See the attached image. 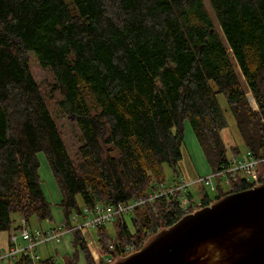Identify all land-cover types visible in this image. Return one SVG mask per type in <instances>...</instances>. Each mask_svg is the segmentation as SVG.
Here are the masks:
<instances>
[{
  "label": "trees",
  "instance_id": "obj_1",
  "mask_svg": "<svg viewBox=\"0 0 264 264\" xmlns=\"http://www.w3.org/2000/svg\"><path fill=\"white\" fill-rule=\"evenodd\" d=\"M207 2L222 35L205 0H0V231L13 233V214L27 223L52 218L40 185V153L61 190L66 220L81 211L78 198L84 206L119 205L165 183L164 166L180 177L186 120L213 172L222 169L230 158L219 95L247 150L264 156V0ZM24 53L52 72L57 106L76 120L81 145L74 158L48 106L55 90L48 96ZM257 176L264 184V165ZM252 187L240 175L229 176V188L218 184L214 199L205 188L197 205L192 192L189 199L199 209ZM179 204L161 198L138 208L131 214L133 232L118 219L114 239L100 228L101 254L116 256L128 244L141 248L186 215ZM74 233L75 247L96 264L81 233ZM77 261L75 255L63 264ZM38 263L61 264L53 257ZM8 264L33 261L21 254Z\"/></svg>",
  "mask_w": 264,
  "mask_h": 264
},
{
  "label": "water",
  "instance_id": "obj_2",
  "mask_svg": "<svg viewBox=\"0 0 264 264\" xmlns=\"http://www.w3.org/2000/svg\"><path fill=\"white\" fill-rule=\"evenodd\" d=\"M113 264H264V184L186 214Z\"/></svg>",
  "mask_w": 264,
  "mask_h": 264
},
{
  "label": "rangeland",
  "instance_id": "obj_3",
  "mask_svg": "<svg viewBox=\"0 0 264 264\" xmlns=\"http://www.w3.org/2000/svg\"><path fill=\"white\" fill-rule=\"evenodd\" d=\"M206 8L209 9L212 17V21L215 23V28L218 31L220 35H222L220 32V26L214 17L213 13L211 12L207 0H205ZM24 59H26L28 63V68H30L34 79L40 82L43 86L46 87L47 89V94L48 96L50 95L49 91L55 90L53 93V98H49L50 106L51 108V113L52 116L55 119L60 132L63 133V137L65 140V144L67 145L69 152L71 156L73 157L80 147V133L77 130V123L76 120L71 118L68 115H65L64 112L60 111V107L57 106V100L60 99V93L59 90L57 89V85L54 79V76L52 72L49 69L39 67L38 61L34 58L33 55H30L29 53H24ZM233 61V64L235 65L236 72L238 75H240L241 81L244 83V78L241 75V72H239V67L236 65L235 60L233 59V56L231 55V58ZM252 95L248 98H253L254 95L251 93L250 90H247L246 95ZM219 102L221 104V107L223 109L222 112H224L225 117L228 121V127L224 129L221 132V138L223 139L224 143L227 146V155L229 158H231L234 155V152L232 151L234 148H237L236 150L239 151V156H244L248 152L246 142L243 138V135L240 133L238 126L236 125V119L233 116V113L230 112L231 110L229 109V105L227 103V100L225 99L224 95H219L218 97ZM253 100V99H252ZM255 101V98H254ZM249 104V102H248ZM250 105V104H249ZM252 107V104H251ZM256 107V106H254ZM258 110V107H257ZM184 134L185 137L183 138L184 143L182 147V152L183 153V159L181 160L180 164L178 165V176H181L182 179H185L187 181H192L195 179H198L199 177L204 178V177H209L212 175L214 168L209 164V161L207 159V156L205 154V150L202 147L201 143L199 142L198 139H196V135L190 125V123L186 120L184 122ZM74 158V157H73ZM39 162H40V169H39V176H40V185L42 186L43 192L45 194V198H47L48 202L51 205V210L52 211V218L47 219L44 221H39L36 217H32L30 221L28 222V226L32 230H48V229H60L61 232H65L63 229L66 225H69V219L66 220V217L64 215V212L60 206V203L62 201V194L61 190L56 184V180L54 178V175L51 171L50 165L48 163V160L45 156L44 153H40L38 155ZM165 167V174L166 177L170 180L175 178V173L170 167L164 166ZM176 175V176H177ZM217 182V180H215ZM204 188L196 186L191 189V192L193 193L195 197V202L196 205L199 203L204 195L203 190ZM226 190V189H225ZM211 199H214L217 195V193H214L210 191L209 189L205 188V190ZM227 191V190H226ZM78 203L80 206V209L84 207L83 201L81 198H78ZM77 213V211L72 213L71 216H74ZM132 215H126L124 221H126L128 227L130 230L133 232V225H132ZM12 219L14 220L15 224H12V230L11 233L18 234V231H15L17 226L21 223L22 218L18 214H13ZM118 220V219H117ZM117 220H115L112 224L107 226L108 230V235L114 239L116 236V223ZM62 233V238L60 241H55L49 244H43L42 247H38L35 249L36 253H38L39 257L43 259H48L50 258V255H53L52 257L55 258L57 263H65L68 258L73 257L77 255L78 257V264H88L86 261V257L84 255V252L79 249L80 247L76 248L74 244L75 240V233L74 232H65L64 234ZM96 231L92 230L91 235L92 238L95 240L97 243V235ZM10 233L9 232H3L0 231V249H6L9 246V238ZM19 244L22 245V239H19ZM48 246V247H46ZM48 248V250H46ZM0 264H8V262H2L0 261Z\"/></svg>",
  "mask_w": 264,
  "mask_h": 264
},
{
  "label": "built area",
  "instance_id": "obj_4",
  "mask_svg": "<svg viewBox=\"0 0 264 264\" xmlns=\"http://www.w3.org/2000/svg\"><path fill=\"white\" fill-rule=\"evenodd\" d=\"M250 96L252 95H246L245 98H247L250 105L252 104L253 110L255 111L257 110L256 100L254 101V98H252L253 100L248 98ZM262 165H264V156L257 158L248 151L243 157H231L222 169L216 170L209 177H199L192 181L182 179L181 176L170 180L166 179L165 183L155 184L145 198H137L119 205L103 202L94 206H84L80 212H77L74 216H70L69 225H66L63 230L65 232L78 231L81 233L96 264H113L115 259L131 254L134 255L140 248L135 244H128L123 246L122 252H118L116 256L102 255L100 244L98 242L96 243L92 238V230L97 232V230L109 226L115 220L125 219L126 215L133 214L138 208L153 203L156 200L158 201L161 198H176L179 200V205L186 214L193 213L197 210L196 206L189 199V194L193 187L199 186L207 188L215 193L218 192V184L228 189L229 176L235 177L236 175L248 179L255 186L260 184L257 175ZM27 224V221L22 219L19 224L21 226L20 231H18L19 235L14 233L8 237L10 247L8 250L0 252V261L9 262L18 255L24 254L31 258L33 264H39L38 262L41 258L35 252V249L40 246L42 247L43 244L60 241L62 238L61 235L63 232L61 231L55 229L31 230ZM19 239L25 242V246L21 247L18 245ZM114 246L113 242H111L108 247L110 250H115Z\"/></svg>",
  "mask_w": 264,
  "mask_h": 264
},
{
  "label": "crops",
  "instance_id": "obj_5",
  "mask_svg": "<svg viewBox=\"0 0 264 264\" xmlns=\"http://www.w3.org/2000/svg\"><path fill=\"white\" fill-rule=\"evenodd\" d=\"M22 242H23V241H22ZM18 245H19V246H21V247H23V246H25V242H23V244H22V245H20V244L18 243ZM9 247H10V246H8L6 249H3V250H2V249H0V252H1V251L3 252V251H5V250H8V249H9ZM46 247H48V246H46ZM46 250H48V248H47ZM37 254H38V253H37ZM52 256H53V255H50V257H52Z\"/></svg>",
  "mask_w": 264,
  "mask_h": 264
},
{
  "label": "bare ground",
  "instance_id": "obj_6",
  "mask_svg": "<svg viewBox=\"0 0 264 264\" xmlns=\"http://www.w3.org/2000/svg\"><path fill=\"white\" fill-rule=\"evenodd\" d=\"M55 230L61 231L60 229H55Z\"/></svg>",
  "mask_w": 264,
  "mask_h": 264
}]
</instances>
